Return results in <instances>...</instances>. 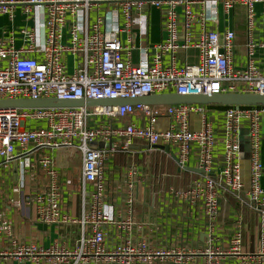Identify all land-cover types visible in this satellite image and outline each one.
I'll use <instances>...</instances> for the list:
<instances>
[{"label": "built area", "instance_id": "2783aa9c", "mask_svg": "<svg viewBox=\"0 0 264 264\" xmlns=\"http://www.w3.org/2000/svg\"><path fill=\"white\" fill-rule=\"evenodd\" d=\"M101 3L111 7L88 26L89 12ZM255 3L262 6L260 19L255 17ZM219 4L225 15L238 4L245 7L250 59L245 69L233 64L234 32L216 30ZM18 6L26 16L32 14V8L44 10V40L37 44L33 29L22 31L26 44L20 48L11 40L0 39V101L134 99L167 93L264 95V0H0V16L12 18ZM147 7L159 10L165 38L154 46L152 56L144 52L146 58L134 64L130 34L135 27L144 32ZM257 26L262 38L254 44L252 35ZM196 28L198 32L193 35ZM122 33L128 35L126 45L121 42ZM256 46L263 51L261 67L251 61ZM191 48L197 52V62L176 66L174 54ZM164 55L171 57L165 65ZM67 56L73 58L71 71ZM203 113V106L194 104L0 109V167L23 158V169H33L34 160L48 181L45 189L29 198L36 205L37 220L57 227H79L73 248H37L13 239L10 223L0 215V238L7 239L10 246V251L0 252V257L30 259L33 264H222L225 256L239 254L240 228L227 241H221L214 234L215 224L227 192L244 198L245 204L264 220L260 161L264 108H227L219 135L204 120ZM192 114L202 116L198 129L191 128ZM134 115L139 122L123 123ZM31 122L39 125L26 127ZM243 125L248 130L250 149L247 183L238 161ZM135 141L144 142L149 153L167 147L176 157L179 171L191 169L188 162L193 157L192 169L199 176L184 189L169 188L166 192L191 207L202 203L207 232L201 243L174 232L158 236L157 230L164 228L155 218L135 221L134 203L143 181L136 163L124 168L120 182L114 186L105 178L109 161L128 152ZM96 143L106 147H90ZM77 155L80 180L83 186L90 184L93 191L88 207L83 205L81 215L74 218L65 212L53 158ZM166 177L161 174L160 180ZM152 198L156 201L158 197L153 194ZM262 247L255 256L257 260H253L256 264H264Z\"/></svg>", "mask_w": 264, "mask_h": 264}, {"label": "crops", "instance_id": "0c3cea01", "mask_svg": "<svg viewBox=\"0 0 264 264\" xmlns=\"http://www.w3.org/2000/svg\"><path fill=\"white\" fill-rule=\"evenodd\" d=\"M111 4L101 3L97 8L89 12L87 25L90 26L97 15H103ZM22 7H16L14 16L9 18L7 15L0 16V39L7 42L12 41L16 48L26 44L24 30L33 29L36 35L37 44L44 40V10L33 9L32 14L26 16L21 11ZM262 6L260 3L254 4L256 19L261 17ZM35 14V15H34ZM146 18L144 32L140 28H132V62L138 64L146 57L152 56L154 46L165 38L162 29L159 10L154 7H147L144 12ZM219 21L217 31L223 32L230 29L234 32V67L245 69L249 63L247 51L248 34L246 28V10L243 5H236L228 15L223 14L222 7L218 6ZM122 22H120V25ZM211 25L208 24V28ZM198 28L194 29L192 34L196 35ZM260 27H255L252 35L253 43L258 44L262 38ZM121 42L128 43V35L121 34ZM34 57V56H33ZM35 57L40 58L39 55ZM69 71L73 66V58H65ZM169 55L163 56V64L170 63ZM252 64L261 67L263 64V51L255 47L251 57ZM184 62L195 64L197 62V52L195 49H189L186 52L179 51L174 54V63L176 66ZM221 106L206 105L203 106L204 120L211 124L214 133L219 135L223 125V116L226 109ZM202 116L192 114L190 116L191 128L198 129L201 126ZM137 116H128L123 123L139 122ZM39 124L34 122L26 123V127H36ZM261 146L260 161L263 167L261 187L264 190V114L260 122ZM240 151L238 161L241 168V175L245 183L249 176V140L248 130L245 125L239 131ZM217 150V154L220 153ZM173 150V149H171ZM170 150V151H171ZM172 152V151H171ZM163 148H158L155 152H125L119 153L109 161L105 173V178L111 185L120 182L121 175L126 166L130 163H136L143 181L137 192V199L134 203V219L136 222L156 220V224L163 227L164 230H157L156 234L162 236L164 233L174 232L176 236H183L185 240L193 239L194 243H201L205 236L206 219L203 214L202 203L199 202L196 207L188 206L177 200L167 189H184L188 186L191 179L199 176L198 171L193 170L195 166L193 157H190L188 165L191 169L179 171L176 161L172 154ZM21 159L17 158L11 161L7 166L0 167V215L5 217L11 225V237L18 242L28 245H35L37 248H49L52 246L73 248L74 242L79 235V227L76 225L54 226L39 222L36 217V205L33 198L38 192L45 189L48 181L40 167L34 160V168H24L21 165ZM55 168L59 172L61 189L63 191V202L65 212L74 218L81 215L83 205L88 207L90 203V193L93 187L90 184L83 186L80 180V160L79 156L65 157L56 156L53 158ZM167 177L160 180V175ZM158 182L162 187H158ZM112 186V187H113ZM163 188V191H161ZM84 193L85 199L83 202ZM156 191V192H155ZM155 192V193H153ZM153 194L158 198L154 201ZM244 194H241L242 198ZM151 204H153L151 206ZM86 210V209H85ZM220 217L215 224L214 234L221 241H227L232 232L240 228L242 234L241 252L237 255H229L222 258V264H256L253 260L259 254L264 246V220L260 215L249 208L243 200L236 198L230 192L223 196L220 207ZM192 236V237H191ZM10 246L7 239L0 238V252H9ZM252 256L254 258L252 259ZM0 264H33L30 259H15L9 256H1Z\"/></svg>", "mask_w": 264, "mask_h": 264}, {"label": "water", "instance_id": "95a60500", "mask_svg": "<svg viewBox=\"0 0 264 264\" xmlns=\"http://www.w3.org/2000/svg\"><path fill=\"white\" fill-rule=\"evenodd\" d=\"M215 105L221 107H264V95L227 93L211 96L188 95L182 96L174 93L161 95H146L134 99L113 100H59L56 98L38 100H1L0 109H44V108H93V107H116L121 105ZM167 150V147H165ZM173 159L176 157L172 153Z\"/></svg>", "mask_w": 264, "mask_h": 264}, {"label": "rangeland", "instance_id": "374dc122", "mask_svg": "<svg viewBox=\"0 0 264 264\" xmlns=\"http://www.w3.org/2000/svg\"><path fill=\"white\" fill-rule=\"evenodd\" d=\"M90 147H92L93 149H104L106 146L102 143H96V144H91ZM148 152V148L147 145L144 142L141 141H135L134 143H132L129 148H128V152Z\"/></svg>", "mask_w": 264, "mask_h": 264}, {"label": "trees", "instance_id": "16d2710c", "mask_svg": "<svg viewBox=\"0 0 264 264\" xmlns=\"http://www.w3.org/2000/svg\"><path fill=\"white\" fill-rule=\"evenodd\" d=\"M258 107H260V106H258ZM220 108L227 109V108H229V107H220ZM240 108H251V107H240ZM263 108H264V107H263Z\"/></svg>", "mask_w": 264, "mask_h": 264}]
</instances>
